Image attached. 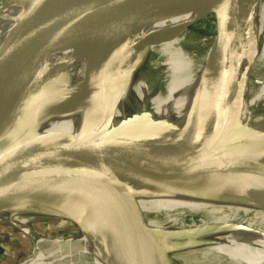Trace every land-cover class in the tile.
Wrapping results in <instances>:
<instances>
[{"label":"bare ground","instance_id":"bare-ground-1","mask_svg":"<svg viewBox=\"0 0 264 264\" xmlns=\"http://www.w3.org/2000/svg\"><path fill=\"white\" fill-rule=\"evenodd\" d=\"M4 1L0 48L31 2ZM211 13L206 5L133 23L117 32H82L53 48L44 61L39 84L53 72L64 77L50 86L39 103L34 122L38 146L53 152L62 150L65 143H81L94 118L107 111L112 114L93 131L91 140L107 151L137 128L157 133L164 128L159 126L160 119L170 121L173 128L162 129L163 134L177 138L164 157L173 172H182L183 183L208 169L219 149L229 151L220 156L232 161L238 157H232V152L246 144L264 159V18L257 22L260 14L252 24L244 54L231 60V104L221 138L205 137L208 131L199 124V109L216 94L215 37L210 42L191 40L187 26L194 29L196 19ZM252 81L256 87L250 90ZM250 133L254 137H248ZM67 137H73L69 144ZM111 176L134 193L147 218L153 239L141 253L153 264H264V183L244 202L188 191L136 172ZM8 210L61 218L40 207L0 212ZM12 214L21 219L10 225L29 235L33 244L17 264H79L89 258H98L95 264H115L117 260L102 242L105 229L94 211L81 216L80 236L68 239L38 236L23 213ZM245 215L249 221L241 220Z\"/></svg>","mask_w":264,"mask_h":264},{"label":"water","instance_id":"water-1","mask_svg":"<svg viewBox=\"0 0 264 264\" xmlns=\"http://www.w3.org/2000/svg\"><path fill=\"white\" fill-rule=\"evenodd\" d=\"M206 5L212 11L206 19L212 18L215 37L216 94L197 116L208 131L205 137L221 138L231 104V60L244 54L252 33L250 0H34L0 48V211L40 207L74 225L80 233L81 216L94 211L105 229L102 242L117 259L115 264H153L141 253L153 239L147 218L134 193L111 175L136 172L188 191L246 202V196L264 183V159L246 144L230 153L238 155L232 161L220 156L229 151L219 149L208 169L183 183L182 172H173L164 157L177 138L163 134L173 128L170 121L160 119L159 126L164 128L157 133L137 128L108 151L99 143L91 144L93 131L112 114L107 111L94 118L81 143H65L60 151L43 150L34 134L42 97L64 77L53 72L39 84L44 61L53 48L82 32H117L133 23ZM231 17L235 19L232 29L228 24ZM72 140L67 137L65 141L69 144Z\"/></svg>","mask_w":264,"mask_h":264},{"label":"rangeland","instance_id":"rangeland-1","mask_svg":"<svg viewBox=\"0 0 264 264\" xmlns=\"http://www.w3.org/2000/svg\"><path fill=\"white\" fill-rule=\"evenodd\" d=\"M1 1L2 0H0V11H2V7L6 3L5 1ZM33 2L34 0H31L28 6L29 8ZM250 9L253 18L252 24L256 22V19L259 17V14L260 18L259 20H257V22L264 18V0H250ZM258 11H260V13ZM205 17L196 19V22L202 21V19ZM234 23L235 21L230 18L228 21L230 28L234 27ZM212 37V18H207L204 23H199L194 29H190L189 38L191 40L199 42L201 39H205L209 40L210 42V39ZM249 86L250 90H252L256 87V84L254 81H252L249 83ZM12 212L19 214L23 213L29 221L31 229L38 236L49 238L59 237L63 239H68L70 237L75 238L80 236V231L74 225L62 221L61 218L48 217L39 213L26 211H2L0 212V220H3L4 222L0 223V264H17L20 259L27 256L31 252L33 245L31 237L29 235L10 225V223L13 222L12 220L21 219L19 216L13 215ZM30 215H33V218ZM240 217L243 221L250 220V218L246 215L244 217ZM195 220L196 219H194V221ZM96 262H98V258H89L85 261L80 262L79 264H95Z\"/></svg>","mask_w":264,"mask_h":264}]
</instances>
